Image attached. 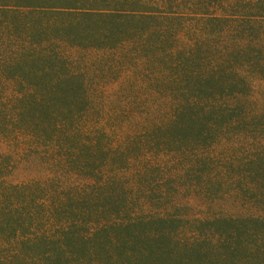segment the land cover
<instances>
[{"label": "trees", "instance_id": "1", "mask_svg": "<svg viewBox=\"0 0 264 264\" xmlns=\"http://www.w3.org/2000/svg\"><path fill=\"white\" fill-rule=\"evenodd\" d=\"M114 56L157 122L89 125ZM0 264H264V0H0Z\"/></svg>", "mask_w": 264, "mask_h": 264}, {"label": "rangeland", "instance_id": "2", "mask_svg": "<svg viewBox=\"0 0 264 264\" xmlns=\"http://www.w3.org/2000/svg\"><path fill=\"white\" fill-rule=\"evenodd\" d=\"M95 58L96 57L86 55L82 58L84 60L82 63L98 61L95 60ZM102 61L101 74H97V71L93 70L89 73L90 78L101 80L99 81L101 84L107 82L106 85H103L101 91L97 90L90 92V95L93 97V102L95 103L94 107H97L98 110L94 112V116L89 120V125H95L94 122L97 113H99L101 117L100 124H105L106 126H150L154 122H157L155 118L146 122H143L141 119V113L145 112L142 108L146 106L147 110H151L154 101L148 96L151 94L141 87V85L144 84H142L140 74L126 73L120 67L116 66V62H118L116 56L104 58ZM113 64H115V67H113ZM134 103L138 105L140 116L132 117L128 115L129 108H132L131 105ZM219 152L220 149L218 148L213 155L216 156L218 154L219 156ZM167 159L162 158L160 161L165 162L168 161ZM171 160L168 161L167 164L171 165L170 163L175 161ZM180 166L181 165L178 164L177 170L171 172L172 176L180 173ZM208 179L212 181L211 193L205 192V184ZM225 179L226 176L218 171H214L213 173L206 172L201 178H199V174H197L195 178H193L183 169L180 181H172L173 183L170 184V187L172 189L179 188L181 192L179 199L181 202L188 204V214L202 219L208 217L210 214H231L237 211L236 204L232 199H218L224 194L226 189H224V187L222 191H219L217 190V185L219 183L222 184V186L225 185ZM213 196H218V198L214 200Z\"/></svg>", "mask_w": 264, "mask_h": 264}]
</instances>
